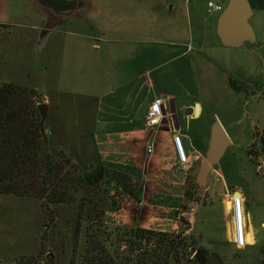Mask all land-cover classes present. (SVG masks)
Returning a JSON list of instances; mask_svg holds the SVG:
<instances>
[{
	"label": "rangeland",
	"instance_id": "1",
	"mask_svg": "<svg viewBox=\"0 0 264 264\" xmlns=\"http://www.w3.org/2000/svg\"><path fill=\"white\" fill-rule=\"evenodd\" d=\"M178 3L182 1L177 0L178 6H172L173 2H167L166 6L158 11V15L161 19L169 20L173 16L176 17L174 20L179 29L176 35L172 36L176 39H185L186 43L191 44L192 50L185 57L169 60L159 69L156 68L158 70L150 77L156 85L169 83L173 92L184 95L174 100L175 117L179 127L183 130L187 128L190 131L189 134L194 136L192 138L195 145L201 147V160H204L210 146L213 126L218 124L221 127L227 143L224 144L219 159L212 166L214 172L210 174L207 182L211 184L215 181L217 187L225 183L231 189H240L245 195L247 206L254 215L253 225L256 228L255 243L250 247L246 246L243 250H235L227 239V220L219 213L218 198L211 190L205 195L197 192L195 175L200 163H196L193 168L185 172L189 175L188 179L193 182L195 189L185 188L184 192L188 194H183L185 198H188L186 211L191 213L190 224L186 219L182 220L185 229L191 227V232L184 234L192 236L195 249L217 253L224 264H259V251L264 247V227L259 226L261 221L264 222V155L260 153L258 141V137L264 131V32L258 31L254 26L256 21L251 17L249 23L255 33V45L245 44L239 48L224 47L218 41L215 27L212 26L210 32L202 31L200 25H196L189 19V15L194 17V14L203 18L208 17L202 5L200 10L194 12L192 10L196 5L185 7ZM226 3L227 0L224 2V7ZM145 13H148L146 8ZM219 15L220 13L215 17ZM28 33H23L22 36L6 30L0 33V87L9 84L18 92L14 100L21 105L20 122L23 117L27 118L26 114L29 116L27 122L29 120L38 122L40 116L36 109L39 104L44 103L41 96L45 93L52 98L53 91L52 84H42L39 76L34 75L35 72H39L40 57L44 49L35 46L39 33L36 31ZM49 34L45 32L44 40L47 43L55 42L57 47L68 46L69 39L70 44H88V41L70 34L50 37ZM15 35L20 42L16 50L13 46ZM165 39L163 42L166 44L173 42L171 40L173 38ZM24 43H27L26 47ZM199 44L203 47L201 50H198ZM62 50L61 56L64 59L62 58L59 62L62 67L57 68V80L61 79L56 85L61 93V96L56 99L60 101L52 102L54 107L52 105L49 107L42 130L45 134L46 127L52 129V124L55 129L60 130V135L63 137L60 141L64 145L75 146L76 143H80L81 146L90 147L91 154L88 122L91 119L89 110L94 113V102L80 95L89 89L87 85H84L83 79L79 78L81 82L76 81L75 76L72 78L69 73L74 70L63 68L64 65L67 68L71 65L72 54H68L69 49L64 51L62 48ZM98 72L107 84V89L112 87L109 86L110 84H116L112 79L115 77L113 71L107 69L103 63L99 64ZM157 73L165 74L155 78L154 75ZM228 80L236 85V89L231 88ZM106 88H102L99 93ZM29 92H34L36 96L31 98ZM193 102H196L195 104L199 107L201 105L203 109L202 113L195 117L186 114V110L192 108L187 104ZM61 111L62 117L59 116ZM61 123L63 125L58 127ZM66 138L73 141L70 144L68 141L66 143ZM54 141V137L44 136L42 147L60 153L69 161L71 171L65 166L61 175L70 176L73 172L80 176L102 173V181L107 182L105 187L111 203L107 206L104 215L107 226L109 228L117 226L126 230L138 227L125 225L131 223L128 217H133L131 214L134 213L133 210L127 217L116 218L110 214L111 212L119 214V210L130 207L129 202L132 201L134 204L137 201L135 194L125 187L124 177L111 172H100L93 166L76 161L70 156L71 153H76L75 148H66V150L48 148L47 146H52ZM249 148L258 154L257 158L249 157ZM58 164L62 167L61 162ZM34 187L39 191L40 183L34 184ZM38 191H35L37 195L33 192L26 197L0 196V264H67L74 218L79 199L85 194L84 187L80 188L79 184H73L68 191L72 193L74 200L57 204H46V200L39 198L41 195ZM192 193H198L197 205L191 201ZM145 199L149 200L150 197ZM146 208L147 206L143 207L142 213H139L138 209L136 220L144 222L143 226L148 227L144 229L161 228L153 223L155 222L153 217L158 214L146 211Z\"/></svg>",
	"mask_w": 264,
	"mask_h": 264
},
{
	"label": "crops",
	"instance_id": "2",
	"mask_svg": "<svg viewBox=\"0 0 264 264\" xmlns=\"http://www.w3.org/2000/svg\"><path fill=\"white\" fill-rule=\"evenodd\" d=\"M169 1L173 2L172 6L177 5V0H0V33L5 30L18 33L19 36L33 31L39 33L35 46L44 51L40 57L39 72H35L34 75L39 76L42 84H52V98L45 93L41 96L44 102L42 104L47 106V113L51 105L54 107L52 104L54 100L60 101L56 99L61 96L56 85L61 79L57 80V68L62 67L59 64L60 60L64 59L61 56L62 48L64 51L69 49L68 54H72L71 65L69 68L64 65L63 68L74 70L69 72L71 77L75 76L76 81L79 78L83 79L84 85L89 88L80 95L94 102V113L89 110L91 119L88 122L92 153H89L90 147L81 146L80 143L71 145L72 139L66 138V143L68 141L70 145H64L60 141L63 140L60 130L55 129L52 124V129L46 127L45 134L43 133L47 138H55L53 145L47 147L64 150L75 148L76 153L69 155L76 161L93 166L100 172L123 176L126 179L125 187L135 194L137 201L134 204L132 201L129 202L130 207L119 210V214L112 212L110 214L116 218L127 217L133 210L134 213H131L133 217H128L131 223L125 224L127 227L148 228L143 226V221H137L135 218L138 209L139 213H142L143 207L147 206L146 211L158 214L153 217L155 220L153 223L161 227L150 229L189 234L191 227L185 229L182 225L184 219L189 224L191 221V213L186 211L188 198L183 195L187 188L186 178L188 179L189 175L185 174L187 171L175 166L171 142L173 131H178L182 139L188 143L187 153L193 161L191 168L203 161L202 151L200 146L195 145L192 138L194 136L189 134L190 131L179 127L175 117L174 100L184 95L173 92L169 83L156 85L150 77L167 61L185 57L192 50L188 41L186 43L185 39H176L172 36L176 35L179 29L175 24L176 17L173 16L169 20L161 19L158 15V11ZM181 1L182 3L178 4L185 7L196 5L192 10L194 12L200 10L201 5L207 12L208 0H197L193 3ZM247 1L252 10L251 17L256 21L254 26L259 32H264V0ZM145 8L148 13H145ZM206 14L207 18L194 14V17L189 15V19L200 25L202 31L210 32L211 27L216 26L215 16L218 13ZM45 32L50 33L49 37L70 34L88 41V44H70L69 39L68 46L57 47L55 42L47 43L44 40ZM16 36L13 40L14 50L20 45ZM165 38L168 40L173 38L171 39L173 42L166 44L163 42ZM24 46L26 47L27 43H24ZM202 48L199 44L198 50ZM101 63L114 73L115 77L112 79L116 84H110L111 88H106L107 84L98 72ZM163 74L157 73L154 77L160 78ZM102 88L106 89L99 93ZM156 98L162 100L164 117L159 126L150 128L146 125V113ZM195 103H188L187 106L193 108ZM202 110L200 105L198 115ZM59 116H63L62 111ZM63 123L58 124V127ZM148 148L151 149L149 153L146 151ZM213 172L214 169L211 167L205 178L204 189L197 185V192L205 195L211 190L218 198L219 213L227 220L226 232L230 243L232 223L229 209L226 212L225 208L226 203H229L227 195L230 192L239 193L244 201L245 234H249L252 239V243H247L246 246H252L255 243L256 228L253 225L254 215L246 204L245 195L240 189H231L225 183L219 187L215 181L208 184L207 180ZM146 197L150 199L146 200ZM259 226L264 227V222L261 221ZM231 245L233 246L232 243ZM243 249L235 248L237 251Z\"/></svg>",
	"mask_w": 264,
	"mask_h": 264
},
{
	"label": "trees",
	"instance_id": "3",
	"mask_svg": "<svg viewBox=\"0 0 264 264\" xmlns=\"http://www.w3.org/2000/svg\"><path fill=\"white\" fill-rule=\"evenodd\" d=\"M17 93L9 84L0 87V196L26 197L33 192L37 195L34 184L40 183L39 198L46 200V204H57L74 200L68 191L73 184L84 187L85 194L79 199L74 218L67 264H224L217 253L195 249L192 236H185L183 232L109 228L104 215L111 203L102 173L61 175L65 166L71 171L69 161L60 153L43 149L40 119L27 122L26 114L27 118L23 117L25 120L22 118L20 122L21 105L14 100ZM29 96L36 95L29 92ZM258 141L260 153L264 155V131ZM248 155L251 159L258 156L251 148ZM186 187L195 189L187 178ZM195 194L192 193L191 201L197 203ZM259 252V264H264V247Z\"/></svg>",
	"mask_w": 264,
	"mask_h": 264
},
{
	"label": "water",
	"instance_id": "4",
	"mask_svg": "<svg viewBox=\"0 0 264 264\" xmlns=\"http://www.w3.org/2000/svg\"><path fill=\"white\" fill-rule=\"evenodd\" d=\"M251 16L252 10L247 0H227L224 9L216 20L215 33L219 43L227 48H239L245 44L255 45V33L249 23ZM38 111L40 114V122L43 124L47 113V106L45 104H39ZM198 111L199 107L195 104L193 108L187 110L186 114L197 116ZM226 143L227 139L221 127L215 124L211 130L210 146L196 174L198 187L204 189L206 175L219 159L223 146ZM238 196L239 193L237 192L233 194V197ZM191 252L195 256L199 254L193 249Z\"/></svg>",
	"mask_w": 264,
	"mask_h": 264
},
{
	"label": "built area",
	"instance_id": "5",
	"mask_svg": "<svg viewBox=\"0 0 264 264\" xmlns=\"http://www.w3.org/2000/svg\"><path fill=\"white\" fill-rule=\"evenodd\" d=\"M186 3H193L197 0H184ZM225 0H208L206 2L207 13H221L224 9ZM163 103L160 98L154 99L146 113V125L153 128L159 126L163 114ZM171 142L175 156V166L183 171H188L192 166V160L187 153L188 143L182 139V135L174 130ZM148 153L151 149L146 150ZM229 212L232 223L231 243L236 249H243L246 245L245 218H244V201L239 195L233 197V192L228 193ZM188 222V221H187Z\"/></svg>",
	"mask_w": 264,
	"mask_h": 264
},
{
	"label": "bare ground",
	"instance_id": "6",
	"mask_svg": "<svg viewBox=\"0 0 264 264\" xmlns=\"http://www.w3.org/2000/svg\"><path fill=\"white\" fill-rule=\"evenodd\" d=\"M226 212L228 211V209H229V203H226ZM249 231H250V229H249ZM246 242L248 243V244H250L251 243V236L248 234V235H246Z\"/></svg>",
	"mask_w": 264,
	"mask_h": 264
}]
</instances>
